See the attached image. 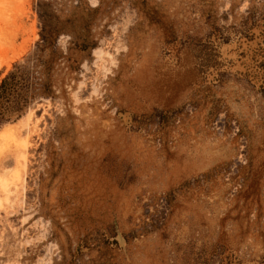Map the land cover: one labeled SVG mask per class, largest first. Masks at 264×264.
I'll use <instances>...</instances> for the list:
<instances>
[{"label": "rangeland", "instance_id": "1", "mask_svg": "<svg viewBox=\"0 0 264 264\" xmlns=\"http://www.w3.org/2000/svg\"><path fill=\"white\" fill-rule=\"evenodd\" d=\"M11 72L0 264H264V0H0Z\"/></svg>", "mask_w": 264, "mask_h": 264}, {"label": "flooded vegetation", "instance_id": "2", "mask_svg": "<svg viewBox=\"0 0 264 264\" xmlns=\"http://www.w3.org/2000/svg\"><path fill=\"white\" fill-rule=\"evenodd\" d=\"M75 17H77V22H79V24H78V26L80 25L79 29L83 30L85 27L82 26L81 17L79 18L78 14ZM90 21H91L90 22V25H91L92 20H90ZM57 27L58 26L54 25L53 22L48 23L44 20V25H43L44 30H43V34H42V40H41L40 45H38V53L42 54L41 55L42 59H44V62H40V66L42 65L41 67L42 68L44 67L43 69H47L48 67H50V64H52L51 62L53 61L52 57L62 56L63 51L59 48V46L57 44L58 43L57 35L61 32L66 31V30H63L62 28H57ZM80 30L78 31V30L73 29V30L68 31L69 34H71L72 36H74L76 38V40H75L76 45H78L80 43L79 42L80 37L85 39L84 36H79L82 33V31H81V33H79ZM85 40H84L85 42L83 41L82 44H88V43L94 44L93 39H90V37L88 39H85ZM82 44H80V45H82ZM69 47H71V46H69ZM47 56H50V59H51L50 61L47 60V58H48Z\"/></svg>", "mask_w": 264, "mask_h": 264}, {"label": "trees", "instance_id": "3", "mask_svg": "<svg viewBox=\"0 0 264 264\" xmlns=\"http://www.w3.org/2000/svg\"><path fill=\"white\" fill-rule=\"evenodd\" d=\"M41 55L42 54H39L38 53V55L36 57L37 58V60H36L37 61V64H40L41 61L44 62V59H42V56ZM14 74H16V73L15 72H11L8 75V78L7 77L4 78V80L2 81V84L0 85V100H1L0 101L1 102L0 103V114H4V116H6L8 118H10L13 114L11 112L5 111L4 108H3V106H2V104L4 102H7V101L10 100V97H11L10 94H14V93H11L10 90H12V92H14L16 90H19V88L17 89L16 86L14 87V85H16L17 82L19 83V81L17 80V77ZM10 75H12V78L11 79L9 78ZM17 104H18L19 107H23L22 104L19 103V101H18ZM17 115L18 114L16 113V116Z\"/></svg>", "mask_w": 264, "mask_h": 264}, {"label": "bare ground", "instance_id": "4", "mask_svg": "<svg viewBox=\"0 0 264 264\" xmlns=\"http://www.w3.org/2000/svg\"><path fill=\"white\" fill-rule=\"evenodd\" d=\"M8 128H9V127H8ZM5 129H7V128H4V130H5ZM1 184H2V186H3L4 189H6L7 186H8V183H7L6 181L2 182ZM6 190H8V189H6ZM7 197H8V196H7ZM6 199H8V198H6Z\"/></svg>", "mask_w": 264, "mask_h": 264}]
</instances>
